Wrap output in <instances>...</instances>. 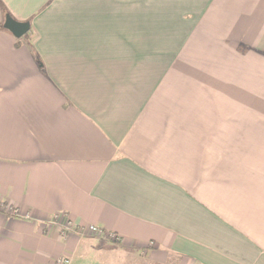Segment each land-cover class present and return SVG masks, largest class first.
Segmentation results:
<instances>
[{"label": "crops", "instance_id": "crops-1", "mask_svg": "<svg viewBox=\"0 0 264 264\" xmlns=\"http://www.w3.org/2000/svg\"><path fill=\"white\" fill-rule=\"evenodd\" d=\"M0 202V264H264V0H0Z\"/></svg>", "mask_w": 264, "mask_h": 264}, {"label": "water", "instance_id": "water-1", "mask_svg": "<svg viewBox=\"0 0 264 264\" xmlns=\"http://www.w3.org/2000/svg\"><path fill=\"white\" fill-rule=\"evenodd\" d=\"M3 26L17 38L26 34L30 27L28 22L16 21L9 16L5 17Z\"/></svg>", "mask_w": 264, "mask_h": 264}, {"label": "built area", "instance_id": "built-area-1", "mask_svg": "<svg viewBox=\"0 0 264 264\" xmlns=\"http://www.w3.org/2000/svg\"><path fill=\"white\" fill-rule=\"evenodd\" d=\"M3 208V204L2 202H0V210ZM88 230L95 233V234H99L101 232V230L99 228H97V226L95 225H90L88 227ZM54 264H70V261L67 257H60L58 258Z\"/></svg>", "mask_w": 264, "mask_h": 264}, {"label": "rangeland", "instance_id": "rangeland-1", "mask_svg": "<svg viewBox=\"0 0 264 264\" xmlns=\"http://www.w3.org/2000/svg\"><path fill=\"white\" fill-rule=\"evenodd\" d=\"M132 262L133 264H151L147 260V258L143 255H138L137 257L129 258V263ZM177 259L172 258L167 264H177ZM153 264V263H152Z\"/></svg>", "mask_w": 264, "mask_h": 264}]
</instances>
